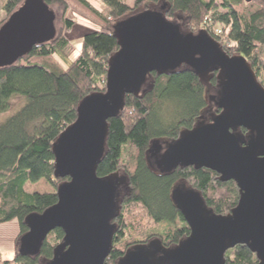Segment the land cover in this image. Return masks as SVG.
Returning <instances> with one entry per match:
<instances>
[{
  "label": "water",
  "instance_id": "obj_1",
  "mask_svg": "<svg viewBox=\"0 0 264 264\" xmlns=\"http://www.w3.org/2000/svg\"><path fill=\"white\" fill-rule=\"evenodd\" d=\"M246 2L252 0H245ZM118 48L109 56L105 89L85 95L76 118L54 139L53 175L68 178L55 189L57 200L28 213L27 230L16 251L34 256L55 227L63 230L43 264H103L112 248L127 175L118 170L99 176L108 119L119 115L126 94L138 95L152 71L170 73L187 66L204 83L215 73L213 111L172 140H151L147 154L159 173L180 166L207 167L220 180L233 179L239 190L226 214L208 207L195 188L180 180L170 190L189 233L174 245L153 237L128 247L117 264H224L226 249L245 244L264 264V86L242 54L226 53L204 28L182 30L161 8H145L111 25ZM55 13L44 0H22L0 24V67L15 63L35 44L55 36ZM243 127L246 133L240 131Z\"/></svg>",
  "mask_w": 264,
  "mask_h": 264
},
{
  "label": "trees",
  "instance_id": "obj_2",
  "mask_svg": "<svg viewBox=\"0 0 264 264\" xmlns=\"http://www.w3.org/2000/svg\"><path fill=\"white\" fill-rule=\"evenodd\" d=\"M1 1L9 15L22 0ZM44 1L62 11L67 9L66 0ZM75 1L91 9L87 0ZM103 2L112 21L101 17L100 28H87L74 58H66L68 39L58 28L52 39L33 45L15 63L0 67V113L11 107L14 97L23 98L22 104L0 122V222L18 220L16 240L27 230L23 219L28 213L41 212L57 200L55 191H28L25 183L44 179L56 189L68 178L53 175L51 145L76 118L79 101L105 89L108 58L118 48L111 32L116 19L135 9L149 8V4H159L167 18L177 15L184 19L187 30L204 28L226 53L245 56L264 86V0H134L133 6L124 0ZM207 22L219 27V33L207 28ZM64 24L70 28L73 23L66 18ZM55 56L59 60L53 59ZM215 73L208 81L211 86L216 83ZM211 105L205 83L192 69L181 66L170 73L152 71L143 90L138 95L126 94L119 115L108 119L105 150L96 173L104 176L118 170L127 175L128 185L120 190L112 248L103 264H117L135 243L158 237L171 246L189 233L184 216L170 197L171 188L180 180L198 190L216 213L226 214L235 206L239 190L233 179L220 180L216 171L192 165L159 173L147 154L151 140L176 138ZM212 110L218 109L213 105ZM240 131L247 132L243 127ZM143 218H147L146 225ZM62 237L63 230L55 227L46 235L37 255L15 251L11 259L0 262L43 264ZM224 257V264L256 261L255 253L240 243L226 249Z\"/></svg>",
  "mask_w": 264,
  "mask_h": 264
},
{
  "label": "rangeland",
  "instance_id": "obj_3",
  "mask_svg": "<svg viewBox=\"0 0 264 264\" xmlns=\"http://www.w3.org/2000/svg\"><path fill=\"white\" fill-rule=\"evenodd\" d=\"M90 4V8H87L75 0H66L67 9L66 11H62L57 7V5L52 4L50 7L53 9L55 13V27L56 29L61 28L62 34L68 39V45L65 49L66 58L72 59L74 58L80 51L81 47V37L85 30L88 29H96L100 28L102 23L101 17H106L110 21H112L110 16H107L108 8L103 2V0H87ZM129 6H133L134 0H124ZM150 8H160L159 4L153 5L149 4ZM142 8L135 9L133 12L141 10ZM95 11V12H94ZM97 11V13H96ZM7 13L2 9V1L0 0V24L7 18ZM68 18L72 21V26L70 28L65 27L64 20ZM170 19L176 21L179 27L182 30H187V27L184 25V19H181L176 16L169 17ZM3 20V21H2ZM207 28L211 31L219 33V27L213 26L210 22L206 23ZM226 43H229L226 40ZM53 59L59 60L57 56ZM64 65V63H63ZM215 85L211 86L208 82L205 83L206 94L208 96L209 102H211V106L209 109L212 110L213 101L209 99L210 94H214ZM23 102V98L20 96H16L12 99L11 107L0 113V122L6 119L10 114H12ZM25 189L28 191H55V187L45 181L44 179H39L35 182H27L25 185ZM143 224L147 223V218H143ZM149 224H152L148 221ZM146 225V224H145ZM153 229L155 227L153 226ZM156 230V229H155ZM19 233V223L16 218L11 220L0 222V255L3 258L7 254H11L13 257L16 251L17 242L16 240Z\"/></svg>",
  "mask_w": 264,
  "mask_h": 264
},
{
  "label": "crops",
  "instance_id": "obj_4",
  "mask_svg": "<svg viewBox=\"0 0 264 264\" xmlns=\"http://www.w3.org/2000/svg\"><path fill=\"white\" fill-rule=\"evenodd\" d=\"M27 183V182H26ZM26 183H25V185H26ZM11 254H7L6 256H4L3 258L1 257V255H0V259H2V260H6V259H11L12 257L10 256Z\"/></svg>",
  "mask_w": 264,
  "mask_h": 264
},
{
  "label": "built area",
  "instance_id": "obj_5",
  "mask_svg": "<svg viewBox=\"0 0 264 264\" xmlns=\"http://www.w3.org/2000/svg\"><path fill=\"white\" fill-rule=\"evenodd\" d=\"M0 264H12V263H1V262H0Z\"/></svg>",
  "mask_w": 264,
  "mask_h": 264
}]
</instances>
